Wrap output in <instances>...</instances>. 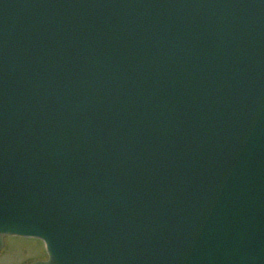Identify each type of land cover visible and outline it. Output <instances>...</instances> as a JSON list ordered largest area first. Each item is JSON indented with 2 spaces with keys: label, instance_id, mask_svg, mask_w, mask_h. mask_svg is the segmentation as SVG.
Here are the masks:
<instances>
[{
  "label": "water",
  "instance_id": "95a60500",
  "mask_svg": "<svg viewBox=\"0 0 264 264\" xmlns=\"http://www.w3.org/2000/svg\"><path fill=\"white\" fill-rule=\"evenodd\" d=\"M30 264H264V0H0V250Z\"/></svg>",
  "mask_w": 264,
  "mask_h": 264
},
{
  "label": "rangeland",
  "instance_id": "374dc122",
  "mask_svg": "<svg viewBox=\"0 0 264 264\" xmlns=\"http://www.w3.org/2000/svg\"><path fill=\"white\" fill-rule=\"evenodd\" d=\"M45 258L44 243L33 237H7L5 246L0 251V264H25L28 261Z\"/></svg>",
  "mask_w": 264,
  "mask_h": 264
}]
</instances>
